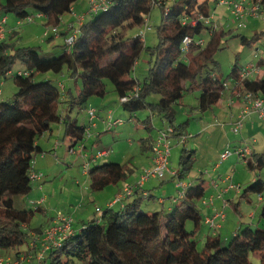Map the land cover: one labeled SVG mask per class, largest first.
<instances>
[{
    "label": "trees",
    "instance_id": "16d2710c",
    "mask_svg": "<svg viewBox=\"0 0 264 264\" xmlns=\"http://www.w3.org/2000/svg\"><path fill=\"white\" fill-rule=\"evenodd\" d=\"M76 1L0 0V23L8 12L18 18L39 12L49 17V24L57 25L60 15L69 12ZM153 1L160 3L163 17L157 26V44L146 46L141 34L127 37L126 29L147 23ZM260 1L264 8V0ZM209 3L210 0H110L107 7L96 14L91 13L92 17L80 26L73 42H64L57 56H44L36 45H18L14 47L15 52L10 53L12 43L5 40L0 43V80L8 76L12 65L19 59L27 71L13 75L18 89L12 98L0 101V209L3 216H0V247L12 250L28 243V250L15 252V260L19 259L20 264H27L33 258V252L38 254L36 250L40 244L44 247L42 238H35L42 236L45 230L31 227L37 234L33 237L28 229L35 214L44 211L42 203L37 201L24 208L17 203L18 198L33 190L30 170L43 149L38 140L43 134L51 133L55 124L63 122L64 136L70 139L69 151L76 149L85 140L90 126V122L80 121L78 115L70 114L76 106L81 110L90 97L106 96L109 81L131 120L137 117L139 110L150 109L168 121L165 125L175 126L174 135L180 136L183 135L180 127L184 125L175 124V102L186 92L195 90L200 92V109H212L222 98L229 79H232L230 83L240 79L243 67L234 64L227 77L214 67L220 38L227 31L219 27L210 34V25L202 20L193 23L200 13H212ZM206 28L209 39L205 38L202 45H191L184 54L185 36L198 39ZM52 38L54 36L48 37ZM242 40L249 42L247 36ZM145 47L150 51L149 68L144 79L140 80L133 75V69ZM64 67H67L70 78L82 80L75 92L73 88L67 89L69 99L63 97L60 81L56 83L57 80L52 78L42 80L36 77L47 71L61 73ZM243 87L264 93V78L244 79L235 86L238 90ZM152 95H158L159 99L150 100ZM121 96H130V99L121 102ZM65 103L68 104L66 115L61 110ZM149 120L151 115L144 123ZM195 153L194 149H183L181 176L189 172L188 162ZM248 164L262 168L264 155L258 157L256 166L251 160ZM128 170L127 163L105 161L100 164L92 159L88 172L90 189L102 191L109 185H118L128 178ZM206 181L205 177L197 178L181 188L183 195H176L173 207L166 212L143 211V199L152 198L154 194L146 190L143 192L147 195L139 194L144 187L139 188L135 182L133 194L121 196L116 201L123 200L121 207H115L114 203L105 208L99 206L98 213L95 212L93 218L83 219L80 228H74L75 231L60 245H51L46 251L45 262L70 264V260L77 259L84 264H254L252 257H255L264 264V179L249 183L242 195L246 198L251 191L263 194L260 221L257 224L240 223L228 238L218 232L209 233L205 235L204 247L200 250L195 236L203 227L205 216L197 202L206 195ZM55 219L56 216L52 223ZM189 220L193 222L191 229L187 227ZM3 264L17 263L10 260Z\"/></svg>",
    "mask_w": 264,
    "mask_h": 264
},
{
    "label": "rangeland",
    "instance_id": "374dc122",
    "mask_svg": "<svg viewBox=\"0 0 264 264\" xmlns=\"http://www.w3.org/2000/svg\"><path fill=\"white\" fill-rule=\"evenodd\" d=\"M85 3H86V0H85ZM209 6H210V10L212 14H214V16L216 17L217 23L220 24L221 30L227 31L226 34L222 36L223 38H220L219 47L214 56V59H215L214 67L216 71H218L222 76L227 77V75L232 71L234 64L238 65L241 68V67H245L246 65L254 63V62L258 64L261 57H263L264 59V18H262V16H246L244 19L245 24L239 25V23L234 22L233 15L231 14L232 9H230V6L227 3L225 4L220 3L219 0H210ZM162 11L163 9L160 3H155L153 7L151 8V11L147 14V18L149 19L147 20V23H143L142 25L135 24L134 26H128V28L126 29L127 37L133 36L136 34L142 35L145 33L146 34L145 45L146 46L156 45L158 42L157 26L162 22V17H163ZM7 14L14 17V14L12 12H8ZM91 17L92 16L90 14L88 18H91ZM148 24L150 25V27H148ZM24 26H25L24 24L18 26L15 36H12L11 38L7 39L13 45V47L9 49L10 53H14L15 52L14 47L18 45L28 46L30 44V46L36 45L38 49L43 53L44 56L47 55L50 57L52 55L57 56L60 54V51H61L60 49L63 47L62 45L64 44V41H66V39H63V37L59 39L58 38L48 39V37L46 36L44 37L43 34L41 35V33H37V29L32 30V27H31L32 25L29 26L31 27L29 30H25V32L22 33ZM256 33L258 34V36H256ZM6 35H7V32H6ZM36 35H39V36H36ZM202 35L204 36V38L209 39V36H208L209 32L207 28L204 30ZM243 36H247L249 39V42L247 43L244 42L242 40ZM141 54L142 55H140L137 63L135 64L136 69L135 67L133 69V75L139 77L140 80H143L149 68L150 51L147 47H145ZM261 67L264 69V64H262ZM19 69L21 70L25 69V64L20 59L17 60L12 65L11 72H8L9 74L7 77H5L3 85L0 86L2 89V94H0V101H5L6 99L12 98L14 95V92L17 91L18 88L14 83L13 75L17 74L19 72ZM67 70H68L67 67H64V69L62 70L63 72L61 73L56 74V72L54 71H47V73H39L36 77L37 79H42V80H46L47 78H52L54 81L57 80L56 83L60 81V82H63L64 85H67V87L71 86L73 89H75L77 88V84H80V85L82 84V80L78 79L76 83V80H74L73 78H70ZM231 80L232 79H229L230 82ZM108 90L109 91L106 96H103V97H97L96 95L92 96L90 97V100L86 104L85 108L79 110L78 107L76 106L75 109L70 112V114L72 116L78 115L80 121L89 119L88 118L89 116L87 115L88 112L86 113V111H87V108L90 107V102L95 99H97L95 103L100 106L101 105L100 103L101 102L103 103L106 98H112L114 99V102H112V107L113 109H117L119 106L117 105L119 104L117 95L113 91L112 83L109 81H108ZM199 95H200V92L198 91H195V90L188 91L186 92V95L182 99L178 100L177 102L173 104L174 115L176 117V121L182 125L185 124V128H184L185 132L183 133L184 135L188 134L190 130H192V135L193 134L197 135L195 131L197 130V127L200 124V121H199L200 118L203 117V113H201L202 111H199V109H196L199 106V100H198ZM149 99L154 100L155 102L159 99V96L152 95L149 97ZM179 106L181 109L177 112V108H179ZM120 110L124 113V115L123 116L118 115L117 117H115L114 115V117L115 118L122 117L124 121L118 124L117 126H115L114 130L109 128V125H107V123H104L103 126H101L100 130L97 127H96L97 129L91 128V134L93 136V139H97L100 136L98 132L100 131L103 132L100 136L101 139H99V142H98L100 148L98 147L96 151L98 149L102 150L105 148H109L111 150L110 153L114 155L113 157L116 156L117 152H119L120 155H122L124 152L130 151L131 145L133 144V142L134 143L136 142L135 146L137 149L140 141L144 140L143 136L146 135V134L142 135V131L144 132L146 131V130H142L141 128L144 124L143 122L137 120L136 117H134V119L131 120L129 118L128 112H126L125 109H120ZM138 112L141 115V119H144L145 115H148V113H151V110L145 109L141 111L139 110ZM188 120H190L189 123H187ZM99 121L101 120L99 119ZM57 126L58 124L54 125L55 129H57ZM152 132H154V128L152 129ZM146 133H149V132H146ZM205 135L206 134H204V136ZM205 137H202L204 143L201 144V149L196 150V153L188 162L189 163L188 165H190V169L187 174H185L184 176L175 175L174 177V176H171L169 172H167L165 176L160 179L161 185L164 184L162 188L166 185V186H169L170 189H172V193L169 194L171 195V197H169V195L167 194H164L161 188L159 190L160 193L154 192V197L143 199L142 204H141V209L143 211L149 212V211H155V210L157 211L162 210L166 212L168 209L167 204H169V201L170 202L172 201V198L177 195V192L179 193L182 187V183L185 185V183L189 182V180H193L197 177L201 178L200 176L202 175L206 179H209V177H213L214 175L212 171L213 164L211 163L209 164V158L213 157V155L216 154L215 152L218 150V139L216 138V140H212L210 136V139H211L210 140V139H206ZM40 138H42V141L44 142L45 145L48 144L46 142L47 136L44 137V135H42ZM131 140H133L132 143H131ZM179 140H180V136H178L177 138V136L174 135L173 141H172L173 144L171 146L172 151L169 157L170 170L177 171L178 173L182 166L180 161H181V155H182L183 149L185 148V144ZM50 141L52 143L55 142V144L61 145L62 150H64V153H66V150H67L66 147H67L69 139L64 137V133L62 137H60L56 130L54 132L53 139H51ZM51 142L49 143V145H47V149L49 152L50 151L52 152L55 149L54 143L52 144ZM147 142L149 143L148 137H147ZM76 149H77V152H74V153L72 151L71 152L69 151L70 153L67 154L68 160L62 159V161L60 162L62 164V167H59L58 165H56V166H53L52 169H47V168L44 169L46 172L45 174L46 177L43 176L42 179L41 177L37 178V180L41 179L39 183H43V185H45L44 187L41 186L40 188L39 186H37V183H36L37 180L34 179L32 180V183H33L32 192L18 198L22 203H20L19 200L17 201V203L19 206L20 205L23 206V208L26 205L31 206L34 202H37L38 198H40L41 196H46V199H48L47 200L48 202L44 203L45 208H46V213L44 211H38V213L35 214L34 218L31 219L30 224H28V229L31 230V227H32L33 229L39 230V229H42L45 225L46 226L43 230L48 229L50 226L49 223L51 219L55 218V216H57L59 212H61L62 214L69 213L70 215H72L73 216L72 228L75 226V228L78 229L80 228L82 224L81 222L83 219L87 220V217L88 218L94 217V212L98 213L95 209L97 205L101 206V208L106 207L105 205L106 197L107 195L110 196L113 194V189H107L104 192H102L103 190L102 191L101 190H94V191L90 190L94 192L93 193L94 195L96 194H99V195H96V199L93 200V202L90 201L91 199L90 200L86 199V201L84 199L82 202L79 196V192L77 190H73V188H71L70 185H68V182H66L67 180L71 178V176L75 177L78 174H80L82 179L85 178L81 172L82 165L84 163L85 158H83V156L79 154L81 153L80 145H78ZM87 152L89 151L87 150ZM62 155L63 154L61 152L60 156ZM110 158H112V156L110 157L105 156L106 161H111ZM142 158H143L142 154L138 153L135 156V158H133L132 164L130 166L131 167L134 166L135 159L137 161V159L142 160ZM68 163L71 164V167L68 165ZM225 165L227 166L228 163H226ZM240 165H241L240 168L243 170V174L249 173L250 175H253V176H257V172L261 173L262 175L264 174V168L258 169L257 171H253V169H249L248 167H246L247 165L246 162H244V165L242 163H240ZM62 168L64 170H62ZM52 171L56 172L55 175L52 174ZM220 172L224 173L222 170H220ZM228 173H230V171H228L227 174ZM48 174H50L49 176L51 177L52 175L54 176L52 177L50 181H46V179H48L47 178ZM216 174L217 173H215V175ZM234 174H235V171L233 175ZM152 179H155V178H151V180ZM245 179L246 180L244 182L243 190L241 194L239 193V195L235 197V203L236 204L241 203V213L236 211L234 207L232 206L227 209L226 214H225L228 216V221L230 220L232 224L233 222L235 223L236 221L240 219L242 220V222L251 220V218L248 217V214L251 210H254L255 212H257L256 216L258 217H256L255 224H257L258 219L260 217L261 205L260 207L258 205L260 204L258 201V194L255 193L254 191H251L246 198L245 197L242 198L245 188L248 186L251 180L249 178H245ZM86 181L88 184L87 186H89V188H87V186H84V188L88 191V189H90V185H89L90 181H88V179H86ZM158 181L159 180H157V183ZM120 184H122V182H120ZM38 191H39V194L37 195L36 193ZM162 197L166 198L165 200H167L168 202L161 203L159 201V198H162ZM71 202H73L75 206L79 205V203L82 202V207H80L81 209L76 208V210L70 209L69 211H67L66 209L70 207ZM197 204L199 206V209L203 210V208L201 209L202 207L201 201H198ZM82 208H87V210H82ZM0 216H2L1 209H0ZM204 216L206 217V214ZM206 226L211 227L204 219L203 227L201 228L200 231L197 232L195 236L196 239L198 240V246H199L198 248L200 250L204 247L205 235L208 232V229ZM187 227L188 229H191L193 227V222L189 220L187 222ZM234 227L235 226L231 227L230 231L225 230V232L223 233V236L230 237L235 230ZM32 233H33V237L37 235L35 231L33 230H31V234ZM25 249L26 250L29 249L28 243L21 245L20 248L12 249V250H5V248L0 247V260L4 259L7 262L8 258L12 256V262L13 261L15 262V259L17 258V254L15 252H17V250L19 251L22 250L23 252L25 251ZM252 258H253L252 261L254 262V264H261L260 260L256 259L255 257H252ZM26 259H27V256L24 257L25 261ZM45 264L47 263L45 262ZM70 264H84V263L77 259H73V260H70Z\"/></svg>",
    "mask_w": 264,
    "mask_h": 264
},
{
    "label": "crops",
    "instance_id": "0c3cea01",
    "mask_svg": "<svg viewBox=\"0 0 264 264\" xmlns=\"http://www.w3.org/2000/svg\"><path fill=\"white\" fill-rule=\"evenodd\" d=\"M89 8H90V1L89 0H86V3H85V0H77L72 5V9L69 12H66V13L60 15V21H59V24H57V25L59 27L61 34L57 38L58 39L62 38V37H63V39L70 38L75 33V30H76L75 28H78L81 21L83 24L86 21V19H88V16L90 15ZM79 15L84 16L83 20L79 19ZM5 18H6V22L4 24H5L6 29H7L6 30L7 35L4 37V39L2 41L5 40L6 42H9L7 40L8 38L15 36L16 30L18 29L17 27L22 25V24L25 25L23 30H22L23 31L22 33H24L25 30H29L32 27V30L37 29V33H41V35L43 34V36H44L45 27L47 24H49L48 23L49 17L46 15L44 17L36 16L34 18V20L31 22H26V21L20 22V18H18L16 16L12 17L9 14H5ZM215 19H216V17H215ZM27 24H29V25H27ZM29 26H31V27H29ZM36 36H39V35H36ZM145 37H146V34L144 35V39H145ZM64 42H66V41H64ZM262 64H264L263 57H261L259 62H258L260 69H259L258 73L255 75V77H263L264 78V69L261 67ZM19 70H21V69H19ZM255 77H254V79H255ZM0 81H2V80H0ZM77 81L78 80L76 79V83H77ZM2 82H4V79ZM2 85H3V83H2ZM79 85L80 84H77V88ZM68 88H72V87L71 86L67 87V85H64L63 97L64 98L67 97L66 99H69V97H70L69 94L66 96V92H67ZM77 88L73 89V91L75 92L77 90ZM233 90L234 89L231 87L228 88V90H225L224 94L222 95V98L214 105V108H212V109L209 108L206 110H202V109H200V106H198V108H196V109H199V111H202L201 113H203V117H201L199 120L200 124L197 127V130L195 131L198 136L194 135V134L192 135V130H190V132L188 134H185V135L183 134L186 137L185 143H184L185 148L194 149L195 151L201 149V144L204 143L202 137L206 136L205 137L206 139H210V136H211L212 140H216V138L218 139V150L215 152L216 154L213 155V157L209 158V164L210 163L213 164V170L212 171H213L214 175H213V177H209V179H207V181H206L207 192H206V195L204 196V198L202 200H200L202 203L201 209L203 208V210H201V211H203L204 215L205 214L206 215H210V214L213 215L218 210H222V209L226 213L227 209L229 207H232V206L234 207V209L236 211L241 213V203L236 204L235 203V197H237L239 195V193L241 194V192L243 190L244 182L246 180L245 178L251 179L250 183L252 181L254 182L256 180H259V178L264 179V176H263L264 174L262 175L259 172H257V176L250 175L249 173L243 174V170L240 168V166H241L240 163H242L244 165L245 161L243 162V160L238 156L237 152L234 151L230 155V157L225 159V160L222 159V157H221V154L224 151V149L226 150V149L231 148V149L235 150L236 148H241V147H244L245 145H249V147H251L252 155H251L250 159H251V161H253V165L256 166L257 162H258V157L264 155V117H260L258 115L252 117L250 115L246 118L243 129L241 130V132L239 134L234 133V131L232 130L233 123L235 121H237L236 119H237L238 115L240 114V112L244 106L242 98L237 95L236 90H235V92ZM1 91H2V89H1ZM0 94H2V92ZM231 97H233L232 103L230 101ZM96 101H97V99L92 100L90 102V107H96L98 109V111H97L98 115L95 118L96 124L92 128L97 127L100 130L101 126H103L104 123H107L106 117L108 116V113L110 110L113 112V115H115V117H117L118 115H120V116L124 115V113L120 110V109H124L123 105L119 101H118L119 104H117V105H119L117 109H113V107H112V102H114V99H112V98H106L105 99L106 102L105 101L103 103L101 102L100 106L95 103ZM90 107L87 108L86 113L88 112V109H90ZM67 109H68V104L65 103L61 109L64 115H66ZM180 109L181 108L179 106V108H177V112ZM87 115H88V113H87ZM148 115H151V120L146 121V123H144V121ZM148 115H145V118L141 119L140 113L137 112L136 118H137V120L144 123L143 126L141 127L142 130H146L145 132L142 131V135H144V134H146V135L143 136L144 140L140 141L137 149L135 146L136 142L134 143L133 140H131V143L133 142V144L131 145L130 151L124 152L122 155H120V153L117 152L115 157H113L114 155H112V153L105 155L107 157L112 156V158H110L111 161L113 160V161L118 162V163L119 162L120 163H127L129 165L128 178L120 181V182H122V184L119 183L118 185H115V184L109 185L106 187L105 190L102 191V192H104L107 189H113V194L110 196L107 195V197H106V200H105L106 206L109 203H114L115 207L116 206L121 207V203L123 202V200L121 202H116V199H117L118 195L120 194L121 189H123L127 184L134 185V183L140 179L141 174H143L147 170V168L153 166L154 162H153V158H152L151 145H152L155 137H157L160 127L165 126V124L168 121H166L160 114H157V112H154V111H151V113H148ZM99 119L101 121H99ZM189 121L190 120H188L187 123H189ZM84 122L89 123L90 119L84 120ZM175 124L179 125L180 123H178L175 120ZM183 125L184 126H182L180 128H181V131L184 133L185 132V129H184L185 124H183ZM153 128H154V132H152ZM111 129L114 130L113 127ZM56 130L58 132V135L60 137H62V135L64 133V123L60 122V124H58V126H57V129H54L51 133L49 132V133L43 134L44 137L47 136V141H46L48 143L47 145H49V143L51 142L50 140L53 139L54 132ZM146 132H149V133H146ZM98 133L101 136V134L103 132L100 131ZM204 134H206V135L204 136ZM217 135H218V137H217ZM100 136L97 139H93V136L91 134V136L87 137L88 139H85L83 141V143L85 142L84 152L90 158L94 157L95 154L98 151H100L99 149L96 151V149L99 147L98 142H99V139H101ZM147 137H148L149 143L147 142ZM65 138L69 139V137H65ZM177 138H178V136H177ZM38 141L42 145L43 149H42L41 153L37 154V156H36L34 170L35 171H42L44 173V176L46 177V175H45L46 172L44 169H46V168L52 169L53 166H56V165H58L59 167H62V164L60 163L62 161V159L68 160L67 154L71 152V151L69 152L70 139H69L67 147H66V149H67L66 153H64V150H62V146L56 145L55 142H53L54 148H55L54 151L49 152L47 149V145L44 144V142L42 141V138H40ZM172 141H173V138H172ZM172 144H173V142H172ZM87 150L89 152H87ZM102 150H104V149H102ZM61 152L63 154L62 156H60ZM138 153L142 154L143 158H142V160L137 159V161L135 159L134 166L131 167L130 165L132 164V160H133V158H135V156ZM105 156L96 157L95 161L99 162L100 164L105 163V161H106ZM226 163H228L227 166L225 165ZM42 164H44L45 166ZM246 164H247L246 167H248L249 169H253V171H257L258 169H261V168H253V167L249 166L248 163H246ZM68 165L71 167L70 163H68ZM262 168H264V166ZM62 170H64V169L62 168ZM220 170H222L225 174L221 173ZM228 171H230V173L227 174ZM232 171H233V173L235 171L234 175H233ZM81 172H82V175H84V177H85L84 179H82L80 174H78L75 177L71 176V178L69 180H67L66 182H68V185H70V187L73 188V190H77L79 192V196H80V199L82 202L84 199H85V201H86V199L87 200L91 199L90 201L93 202V200L96 199V195H99V194L94 195L93 194L94 192L90 191L91 189H88V191H87L84 188V186L88 185L86 179H88V181H89V177H88L89 175L83 171V165H82V171ZM55 173H56L55 171H52L53 175H55ZM215 173H217V174L215 175ZM49 175L50 174H48V177H47L48 179H46V181H50L52 179V177H54L53 175H52V177ZM178 176H181V175L179 174ZM76 177H78V178H76ZM200 177L203 178L204 176L202 175ZM151 178H155V179L151 180ZM151 178H149L148 181L145 183L144 189L140 190L138 192L139 194H142V192L145 190L147 193H151V194H154V192L160 193L159 190L162 188V186L164 184L161 185L159 178H156V177H151ZM197 178H195L193 180H189V182L185 183V185L182 183L183 186L181 188L185 187L186 185H190V183L195 181ZM41 179H38L36 181L37 186H39L40 188H41V186L42 187L45 186V185H43V183H39ZM157 180H159L158 183H157ZM231 180L234 181L235 183L239 184L241 190L236 189V188H229V184H230ZM87 188H89V186H87ZM54 190H56V189H54ZM162 191L164 192V194H167V195L172 193V189H170L169 186H166V185L162 188ZM147 193H144V194L147 195ZM36 194L38 195L39 191ZM178 194L179 193L177 192V195ZM169 197H171V195H169ZM40 198H44V201L42 202V206H43L44 212L46 213V208H45L44 203L48 202L47 201L48 199H46V196H41ZM40 198H38V200ZM175 198H176V196H174L172 198V201L171 202L169 201V204H167L168 209L173 207V203H174ZM165 199L166 198L162 197V198H159V201L161 203L168 202ZM258 201L260 203V204H258L260 207V205L262 203L261 202L262 199H260L259 194H258ZM82 202H80L79 205H77V206H75L73 204V202H71L70 207L67 208L66 210L69 211L70 209H72V210H74V209L76 210V208L79 209L80 207H82ZM235 204H236V206H235ZM98 207H99V205H97L95 207V209H97ZM82 210H87V208H82ZM76 212H78V211H76ZM75 213H73V214H75ZM94 215H96L95 212H94ZM256 215H257V212H255L254 210H251L248 214V217H250L251 220H249L248 222L255 223L256 217H258ZM89 218H93V217H89ZM218 218L219 219H217V221L221 222V227H219L217 232L220 233L222 236H223V233L225 232V230L230 231V228L233 226H235L234 228L237 229L238 226L240 225V223H242V220L240 219V220L236 221L235 223L233 222V224H234L233 225L230 220L228 221L227 215L224 218H220V217H218ZM260 219H261V216L259 217L258 222L260 221ZM51 223H52V219H51L49 224H51ZM45 226L42 229H39L38 231L43 230L45 228ZM206 227L208 229L207 234L213 232L211 227H209V226H206ZM74 228H75V226H74ZM226 237H228V236H226ZM42 241H43V238H42ZM43 250H44V247H42V244H40L39 248L36 251H39V253H41V251H43ZM49 250H50V248L49 249L46 248V251H49ZM46 251H44L45 254L40 259H38L39 253L37 254V252H36V254H35L32 251L33 252V254H32L33 258L30 261H27V264H38V263H40V261H42V259L44 261H42L41 264H44V262L46 261L45 257L48 254ZM8 260H12V256H10L8 258Z\"/></svg>",
    "mask_w": 264,
    "mask_h": 264
},
{
    "label": "built area",
    "instance_id": "2783aa9c",
    "mask_svg": "<svg viewBox=\"0 0 264 264\" xmlns=\"http://www.w3.org/2000/svg\"><path fill=\"white\" fill-rule=\"evenodd\" d=\"M89 1H90V8H89L90 14L98 13L100 9L107 7L108 4L110 3V0H89ZM153 2L156 3V1H153ZM220 3L229 4L230 9H232L231 14L233 15V20L234 22L239 23V25L245 24L244 19L246 16H262V18H264V8L262 7L260 0H221ZM36 16L44 17L45 15L39 12H36L34 14H31L30 16L20 18V22H24V21L31 22L34 20ZM83 18H84L83 15H79L80 20H83ZM200 20H202L207 25H210L212 27L210 30V34L214 30L220 27V24L217 23L215 16L212 13L210 15L200 13L199 17L196 20H194L193 23L198 24ZM5 22H6V18L4 15L0 23V43L6 36V32H7L6 26L4 24ZM80 26H82V21L80 25L78 26V28H75L76 29L75 33L70 38L66 39V41L69 44L73 42L75 36L79 33ZM148 27H150V25H148ZM60 34L61 32L59 30L58 25H54V24L46 25L45 31H44V37L54 36V38H57L59 37ZM144 35L145 33L142 34L143 37ZM204 43H205V38L203 36H200V38L195 39L193 38L192 35H187L185 36L184 41H183L182 52L184 54L187 53L191 45H198V44L202 45ZM259 69H260V66L256 64L255 62L248 64L241 69L240 79L234 80L233 83L227 82L225 84L226 86L225 90H228V88L230 87L234 89L233 90L234 92L236 90L237 95L242 98L243 103H244V106L236 119L237 121H235L232 126V130L237 134H239L241 130L243 129L246 118L248 116L251 115L253 117V116L258 115L260 117H264V93L257 92V91L253 92V91H250V89H245L244 87L242 88V90H238L235 88V86L240 85V82L244 79H248V78L254 79ZM19 72L27 73V71H24V69L19 70ZM2 83L3 82L0 81V86L2 85ZM59 86L60 88L64 90L63 82H60ZM136 89H138V87H136ZM1 92L2 91L0 87V93ZM129 99H130V96H121L120 101L124 102V101H128ZM230 101L231 103L233 102V97L230 98ZM97 111L98 109L96 107H90V109H88L90 126L86 132L85 139H88L87 137L91 136V128L96 124L95 118L98 115ZM123 121L124 119L122 117L115 118L111 110L109 111L108 116L106 118L107 125H109L110 128L112 127L114 128L115 126L122 123ZM175 131H176V128L175 126H172V125H165L163 127H160L158 131V135L153 140V143L151 145V151H152L153 162H154L153 166L147 168V170L143 174H141L140 179L137 181V186L139 188L140 187L143 188L145 183L151 177H156V178L161 179L162 177L165 176L167 172H169L174 177L175 175H179L177 171H171L169 167V157L172 151L171 150L172 138L174 137ZM185 139L186 137L181 134L180 141L185 143ZM79 145L81 148V153L79 154H81L83 158H85L84 163H83V171L86 174H88L89 172V167H90L92 159L94 160L96 157H99V156L102 157V156L110 154V149L105 148L104 150L98 151L94 157L90 158L84 152L85 142L84 143L82 142ZM70 151L74 153V152H77V149H71ZM234 151L238 153V156L243 160V162L244 161L246 163L250 162L252 150H251V147H249V145H245L244 147H241V148H236L235 150L231 148L226 149V150L224 149V151L221 154L222 159L225 160L229 158L230 155ZM34 167H35V161L32 162V169L30 170V175H31L32 180L34 179L37 180V178H40L43 176V173L39 171H35ZM229 188H236V189L241 190L239 184L235 183L232 180L230 181ZM134 189H135V186L127 184L126 187L124 188V191L120 192V194L118 195L116 201L120 199L121 196H124L127 194L129 195L133 194ZM183 192L184 191L180 190L179 194L183 195ZM259 197L260 199H263V194L259 193ZM43 201H44V198H41L38 200V203H42ZM225 214H226L225 211L222 209V210H218L213 215L212 214L206 215L205 221L211 226L214 233H216L219 227H221V222L217 221V219H219L218 217L224 218L226 216ZM72 223H73L72 215H70L69 213H66V214H62L61 212L58 213V215L56 216V219L54 220V223H52V226L49 229H45L44 234L40 236L41 238H43L44 250L41 251V253H39L38 259L44 256L45 254L44 251H46V248L47 249L51 248V245L53 244L60 245L62 241L67 238V236H69L71 233H73V231H75L74 227L72 228ZM40 237H36L35 240H38ZM33 243L35 244V242L32 241V244ZM9 261L10 260H7V262ZM4 262H6L4 259L0 260V264H3ZM15 262L17 264H20L19 260H15Z\"/></svg>",
    "mask_w": 264,
    "mask_h": 264
}]
</instances>
